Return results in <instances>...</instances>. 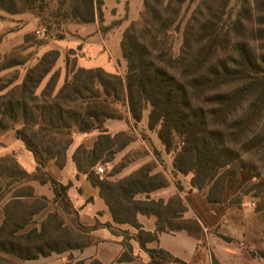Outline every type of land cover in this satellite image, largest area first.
Masks as SVG:
<instances>
[{"label": "trees", "instance_id": "16d2710c", "mask_svg": "<svg viewBox=\"0 0 264 264\" xmlns=\"http://www.w3.org/2000/svg\"><path fill=\"white\" fill-rule=\"evenodd\" d=\"M19 1L20 12L18 0H0V9L10 14L38 5L45 9V0ZM104 5V0H70L72 22L102 21ZM143 8L123 35L125 77L81 68L67 56V77L58 88L59 51L47 52L24 77L20 70L2 76L24 67L23 61L0 60V134L14 132L37 163L30 174L14 156L0 157V264L93 245L83 235L86 229L74 230L66 221L73 216L71 184H62L48 170L52 162L64 169L75 134L93 132L100 134L98 141L91 148L80 145L73 155L78 177L99 188L115 224L137 230L149 264H187L148 247L168 229L160 203L136 197L165 188V178L143 174L113 183L95 175V167L115 147L106 123L125 119L124 113L140 123L151 109L149 128L175 153L174 169L193 174V187L208 190L211 204H220L238 186V171L241 178L264 174V0H144ZM175 34L182 36L178 49ZM32 182L50 184L54 199L37 197ZM260 193L264 198V189ZM139 215L157 218L155 232L143 229ZM124 248L119 262L134 261L132 246ZM69 264L104 263L71 258ZM212 264L221 263L213 256Z\"/></svg>", "mask_w": 264, "mask_h": 264}, {"label": "rangeland", "instance_id": "374dc122", "mask_svg": "<svg viewBox=\"0 0 264 264\" xmlns=\"http://www.w3.org/2000/svg\"><path fill=\"white\" fill-rule=\"evenodd\" d=\"M43 5L44 10L39 9L41 5H38L31 11L17 14L0 9V60L6 58L25 63L24 67L12 69L2 76H12L16 70H20L21 76L24 77L29 68L53 50L61 53L64 49L66 57L70 56L72 61H77L76 50H65L59 45L62 40H75L78 37L75 32L78 25L72 22L70 16V0H45ZM17 6L20 12L23 9L22 2L18 0ZM143 9L141 0H130L128 11H123L127 14L119 21L120 24L123 23L127 29L132 22L140 19ZM61 36H64V39H60ZM181 41L182 36L175 34L177 49ZM111 55L124 61L121 46L115 47V43L111 44ZM62 62L59 58L56 64L55 70L59 73L62 64L66 67V59L65 63ZM124 62L123 68L118 70L122 77H125L128 71L127 62ZM46 83L47 81L42 88ZM150 110L148 108L140 123H136L129 113H124L123 120H110L106 123L108 135L115 145L112 153L115 154L104 156L103 162L94 169L95 175L113 183L143 174L165 178L168 182L165 188L148 195H138L136 199L160 203L162 222L169 233L187 231L197 241V252L207 253L209 257L212 255L219 262V258H237L241 261L259 259L264 264V198L260 193L264 189V174L260 179H254L249 172L246 177L241 178L238 171V186L229 190L228 196L220 204H211L208 201V190L200 191L193 187V174H182L174 169L175 153L168 151L160 141L158 133L149 128ZM99 136L98 132L75 134L73 151L82 144L91 148ZM16 140L14 132L0 134V157L4 156L3 152ZM109 157L112 161L105 163ZM98 167L104 169L103 174H97ZM48 170L54 178L61 181V172L53 162ZM243 182L244 186H241ZM70 184L68 195L72 192L69 198L73 216H68L66 221L74 230L80 226L86 229L83 235L88 236L93 245L89 250L53 254L36 261L18 260L19 264H69L71 258L87 260L93 256L94 247L105 241L104 236L94 235L97 230H107L111 233V239L118 240L123 247L130 244L133 248L137 230L130 225H117L103 219L104 214L111 212L101 197L99 188L82 175L78 181ZM76 200H81L83 205L76 204ZM96 227L97 229L93 230ZM229 249L234 252L232 257L228 255ZM144 254L149 258L147 253ZM114 262L119 263V259Z\"/></svg>", "mask_w": 264, "mask_h": 264}, {"label": "crops", "instance_id": "0c3cea01", "mask_svg": "<svg viewBox=\"0 0 264 264\" xmlns=\"http://www.w3.org/2000/svg\"><path fill=\"white\" fill-rule=\"evenodd\" d=\"M104 2V17L102 21L97 19L94 23L77 24L78 26L75 29V32H77L78 34L77 39L62 40L61 44L59 45L65 48V50L69 49L77 51V63L81 68H101L109 73L118 74V70L120 69V67L123 68L124 66L123 63H125V59L123 58V61L121 58L117 59L111 55V44L115 43V47L121 46L122 51V40L126 29L124 24H120L119 21L125 18L127 12L126 14H124L123 11H128L130 0H104ZM141 4H144V0H141ZM63 50H61L60 58L61 61L64 62V60L66 59V53ZM66 77L67 69L62 64L60 66V80L58 88H61L63 86ZM72 146L68 152L67 163L64 169L60 170L62 179L61 181H58L64 185H68L71 182L78 181L79 177L81 176L80 175L78 177L77 166L73 161V155L76 150L73 151ZM3 155L14 156L21 167L30 174L35 173L37 170V163L34 155L29 150H27L24 143L18 139L12 146L8 147L7 150L3 152ZM30 185L33 187L35 195L37 197H46L49 200L54 199L55 194L50 184L42 185L38 182H32ZM69 195L71 196L72 192H69ZM74 202L79 206L83 205V202L81 200H76ZM86 209L87 208H85V210ZM86 215L92 217L98 216L97 214ZM138 218L144 230H146L147 232H155L158 222L155 216L139 215ZM103 219L108 222H113L111 214H104ZM94 233V235H96L97 237L104 236L105 238H103V240L105 241H101L99 246L97 247L93 246L95 248V252L93 254L91 253L93 256L89 257V259L87 260L98 259L104 264H149L150 259L147 258L146 254H144L145 251L141 249L137 241V243L135 242L133 244L134 261L115 263L114 261L117 258L119 259V257L125 250L121 242H119L118 240H114L113 238L111 239V233H109L107 230H97ZM148 247L164 249L165 251L173 254L175 257L185 261L186 263L212 264L213 256L211 255L209 257V254L207 253L204 254L200 251L197 252V241L192 238L185 230L172 233L165 232L160 235L159 241L150 243ZM90 248L91 247L85 250H89ZM227 251L228 255H230L231 257L234 255V252L232 250L229 249ZM219 260L221 264H263V262L259 259L241 261L237 258H231L228 260L219 258Z\"/></svg>", "mask_w": 264, "mask_h": 264}, {"label": "built area", "instance_id": "2783aa9c", "mask_svg": "<svg viewBox=\"0 0 264 264\" xmlns=\"http://www.w3.org/2000/svg\"><path fill=\"white\" fill-rule=\"evenodd\" d=\"M104 173V169L102 167H98L97 168V174L100 175V174H103Z\"/></svg>", "mask_w": 264, "mask_h": 264}]
</instances>
